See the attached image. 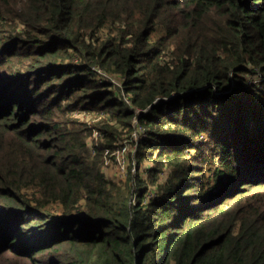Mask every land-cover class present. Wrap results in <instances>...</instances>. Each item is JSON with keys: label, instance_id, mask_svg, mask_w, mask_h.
<instances>
[{"label": "trees", "instance_id": "obj_1", "mask_svg": "<svg viewBox=\"0 0 264 264\" xmlns=\"http://www.w3.org/2000/svg\"><path fill=\"white\" fill-rule=\"evenodd\" d=\"M0 264H264V0H0Z\"/></svg>", "mask_w": 264, "mask_h": 264}, {"label": "rangeland", "instance_id": "obj_2", "mask_svg": "<svg viewBox=\"0 0 264 264\" xmlns=\"http://www.w3.org/2000/svg\"><path fill=\"white\" fill-rule=\"evenodd\" d=\"M109 30H110L109 26L104 27L101 30L102 31L101 32L102 36L103 37L106 36L109 33ZM100 76L101 77L104 76V77H106L108 79H111L115 83H117V81H118V78L116 76H112L110 74L106 75V74H104L102 72V70H101ZM256 81L257 82L258 81H262V79H256ZM69 116L72 117V118H76L79 121H83V122H87L88 121V124H91L92 121H93V118H96V116L93 115V114L86 115L85 113H79L78 114L77 112L76 113H72L71 112L69 114ZM123 139L124 140H122L120 142V144H125L124 146H127V154L126 155H127L128 159H126V161H127L126 166L123 167L120 162L116 163V161H115V159L113 157H111L109 155H104L103 156V161H102V169H103V171H105V173L107 174V176L110 179L116 180L118 182L126 183L128 181V177H127L128 173L132 169V165H130L131 164V161H130L131 157L129 159V155H130L131 149L133 147H132L131 142L128 139V135L124 134L123 135ZM90 143H91V141H90ZM91 144H93V143H91ZM120 158L123 159V156H121ZM151 166H152V164L150 163L149 160H144L143 161V166H142L141 172H142V174L144 176H146V174H148V173H146V170H148ZM133 170L135 171L136 168L133 167ZM165 177H166V174H165ZM163 179H164V175H161L160 180H163ZM31 194H32V192L30 191V196L32 197L33 195H31Z\"/></svg>", "mask_w": 264, "mask_h": 264}, {"label": "built area", "instance_id": "obj_3", "mask_svg": "<svg viewBox=\"0 0 264 264\" xmlns=\"http://www.w3.org/2000/svg\"><path fill=\"white\" fill-rule=\"evenodd\" d=\"M101 70L102 69H99L98 70V74H99V76H100V73H101ZM102 72L104 73V74H106V75H108V74H110V73H106L104 70H102ZM110 75H112V74H110ZM98 76V77H99ZM112 76H115V75H112ZM97 77V78H98ZM118 78V77H117ZM100 81H103V80H106V81H109L110 83H114L115 85H117L118 87H120L122 84H121V80L118 78V81H117V83H115L114 81H112L111 79H108V78H106V77H104V76H100L99 78H98ZM127 102L130 104L131 103V101H129V100H127ZM100 133L98 132V131H94V133H93V137L96 139V140H98L99 138H100ZM135 136L137 137L138 136V133L137 134H135ZM127 146H124V147H119L118 148V150L116 151V152H109V150H107L106 152H105V155H109V156H111V157H113L114 158V155H116L115 156V161H116V163H118V162H120L121 163V165L123 166V167H125L126 166V164H127V161H126V159H128V157H127ZM121 156H123V159H121L120 157Z\"/></svg>", "mask_w": 264, "mask_h": 264}]
</instances>
